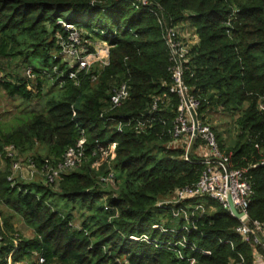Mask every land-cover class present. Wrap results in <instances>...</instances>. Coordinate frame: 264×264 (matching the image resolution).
<instances>
[{"label":"trees","instance_id":"1","mask_svg":"<svg viewBox=\"0 0 264 264\" xmlns=\"http://www.w3.org/2000/svg\"><path fill=\"white\" fill-rule=\"evenodd\" d=\"M150 1L153 11L137 8L138 0H0V89L28 105L13 127H0V162L11 144L39 171L47 162L56 166L80 141L85 149L84 162L54 183L45 178L15 183L11 161H3L0 264H38L39 257L44 264H190L189 258L195 264H232L240 261L239 254L244 264H254L253 248L235 231L239 221L206 196L185 203L214 211L184 232L198 247L182 249L184 260L130 237L172 241L153 228H177L159 204L196 185L206 169L203 158L195 154L188 162L184 149L173 144L181 100L171 92L170 49L159 16L194 32L197 41L184 64V84L199 102L201 126L209 125L210 112L236 116L233 148L211 129L229 164L247 170L254 191L248 215L251 223L264 225V0ZM65 25L80 31L84 56L96 53V42H106L108 65L95 64L88 72L65 60ZM72 72L76 79L70 78ZM122 84L128 85L129 97L109 111ZM159 98L162 110L154 111L151 128L138 132L128 124L150 113ZM204 145L199 135L193 151ZM112 173L115 182L105 183L102 179ZM16 216L34 238L20 233Z\"/></svg>","mask_w":264,"mask_h":264},{"label":"built area","instance_id":"2","mask_svg":"<svg viewBox=\"0 0 264 264\" xmlns=\"http://www.w3.org/2000/svg\"><path fill=\"white\" fill-rule=\"evenodd\" d=\"M136 6L137 8L144 7L153 11V3L150 0H138ZM158 20L162 28L164 40L170 49V60L172 63L170 70L173 79L171 92L178 94L181 100L178 111L179 115L174 126V143L176 144L181 141L187 133L191 134L190 140L186 148H184L185 153L183 158L193 163L194 154L190 150L191 148L193 150L194 139L200 135L205 141V145L200 147L204 154L197 156L204 159L203 163H205L206 169L196 185L177 190L171 200H167L168 202L163 201L159 204L162 210L164 209L166 213H171L173 221L177 222L180 227L165 229L163 226L154 225L153 228L159 229L164 235L172 236V241H160L150 238L147 235L140 237L131 236L130 239L145 241L156 247H163L184 260L185 255L182 249L198 251V247L188 241L184 232L187 233L195 229L198 218L206 212L205 204L199 203L191 206L185 205V203L188 200L206 196L216 200L226 211L231 213L228 203L229 198H231L238 213L241 214V217L237 219L240 224L235 231L240 235L244 243L249 244L253 248L254 264H264V253L256 248L259 247L264 252V225L260 222L251 223L248 215V207L254 191L250 181L245 176L247 170L234 169L229 164L228 158L219 151L217 137L209 125L201 126L199 124L198 135H194L193 117L190 109L192 108L196 112L199 102L188 95V88L184 84L183 73L184 64L188 62L189 50L195 42L181 34L180 26L169 25L163 16H159ZM59 23L62 24L63 22L60 20ZM65 29L69 32V41L68 43H62V54L66 58H69L73 62V65H78L79 70H86L88 72L95 64H99L101 68L108 65L110 46L107 43L106 56H100L97 51L94 54L84 56L82 55L83 43L80 31L72 25H65ZM187 33L190 34V32ZM192 33L194 38L195 34L194 32ZM76 75L77 73L72 72L70 73V78L76 79ZM26 76L28 78L33 77L32 69L26 70ZM128 97V85L122 84L112 97L111 109L109 111L119 108ZM160 101H162V98L155 100L153 110L150 113L140 117H134L129 120L128 124H134V128L138 132L151 128L153 121L156 120L154 118V111L162 110L158 109V103ZM187 101L190 102V107ZM261 108L264 109V105ZM105 120L116 121L115 118H106ZM118 129L120 132H123V124L121 121H118ZM2 157L5 160L11 161L12 174L10 180H13L14 172L26 170L32 174V177L34 174L41 173L48 183H54L62 174L77 169L84 162L85 149L83 141H80L77 147L70 148L66 151L62 161L56 166L47 162L45 167L40 171L31 161L27 165H23L20 160L19 150L13 144L5 146ZM114 176L112 173L102 180L105 183L113 184L115 182ZM238 256L240 261H233L232 264L245 263V257L242 254ZM187 260L190 264H195L194 259L189 258ZM38 264H44L42 257H39Z\"/></svg>","mask_w":264,"mask_h":264},{"label":"rangeland","instance_id":"3","mask_svg":"<svg viewBox=\"0 0 264 264\" xmlns=\"http://www.w3.org/2000/svg\"><path fill=\"white\" fill-rule=\"evenodd\" d=\"M181 34L184 35L186 38H188L189 40L193 41V33L188 34L187 30H184L182 27L180 28ZM100 42V41H99ZM65 60H67L68 62H70L69 58L65 57ZM95 66L98 67V64H96ZM1 70V69H0ZM22 74H23V70H22ZM2 77V72L0 71V78ZM28 105H24L22 104L20 101L18 100H13L11 98H9L6 93L0 89V127L4 130H8L9 128L13 127L16 122H14V119L19 116L21 114V112L27 107ZM29 108L30 107L29 105ZM208 124L210 127H212L215 131V133L220 134L223 137L224 143L226 144V146L228 148H233L235 143H236V138L238 135V128L236 125V116H231L228 115L224 112L221 111H214V112H210V114L208 115ZM190 136L191 134L187 133L185 136H183V138L181 139V141H179L178 143H173L174 146H176L177 148H186L187 143L190 140ZM201 146H199L198 148H194V151L191 148V152L195 155H203L204 152L201 150L200 148ZM20 160L22 162H24V164H28L27 163V158L26 157H22L20 158ZM3 161H5L4 158H2L1 162H0V168H2L5 164L3 163ZM94 168H98V165H95ZM42 178L44 179V177L42 176L41 173H37L34 174V176L32 177V174L27 172L26 170L24 171H18V172H14L13 173V181L16 183L21 181V180H28V181H32L35 180L34 182H41ZM45 180V179H44ZM172 198H170L169 200H171ZM166 202H168L166 200ZM5 207L3 206L2 210H6L4 209ZM205 211L208 212H212L214 211V207L211 206H205ZM17 219V227L18 229L20 228V224H22L23 226L27 227L23 221L22 218L19 216H16ZM76 225H79V220L76 221ZM178 227V224H177Z\"/></svg>","mask_w":264,"mask_h":264},{"label":"crops","instance_id":"4","mask_svg":"<svg viewBox=\"0 0 264 264\" xmlns=\"http://www.w3.org/2000/svg\"><path fill=\"white\" fill-rule=\"evenodd\" d=\"M196 41H197V39H196V36L193 38V42H195L196 43ZM95 47H96V51H97V53L100 55V56H106V51H107V44H106V42H102V41H100V42H96L95 43ZM21 226H20V228H19V231H20V233L24 236V237H26V238H30V239H32V238H34L35 237V232L32 230V229H30V228H28V227H25V226H23L22 224H20ZM19 264H29V263H27V262H22V263H19Z\"/></svg>","mask_w":264,"mask_h":264},{"label":"water","instance_id":"5","mask_svg":"<svg viewBox=\"0 0 264 264\" xmlns=\"http://www.w3.org/2000/svg\"><path fill=\"white\" fill-rule=\"evenodd\" d=\"M187 104L190 107V102L189 101H187ZM190 112H191L192 117H193L194 135L197 136L198 135V128H199L198 116H197V113L195 112L194 109L191 108L190 109ZM228 203H229L230 211L234 215V217L236 219L240 218L241 217V214L238 213V211H237L236 207L234 206L233 201H232L231 198H229Z\"/></svg>","mask_w":264,"mask_h":264},{"label":"bare ground","instance_id":"6","mask_svg":"<svg viewBox=\"0 0 264 264\" xmlns=\"http://www.w3.org/2000/svg\"><path fill=\"white\" fill-rule=\"evenodd\" d=\"M200 119V118H199Z\"/></svg>","mask_w":264,"mask_h":264}]
</instances>
